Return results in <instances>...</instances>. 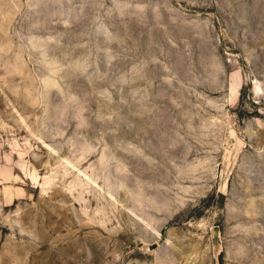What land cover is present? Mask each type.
Wrapping results in <instances>:
<instances>
[{"label":"rangeland","instance_id":"374dc122","mask_svg":"<svg viewBox=\"0 0 264 264\" xmlns=\"http://www.w3.org/2000/svg\"><path fill=\"white\" fill-rule=\"evenodd\" d=\"M0 264H264V0H0Z\"/></svg>","mask_w":264,"mask_h":264}]
</instances>
